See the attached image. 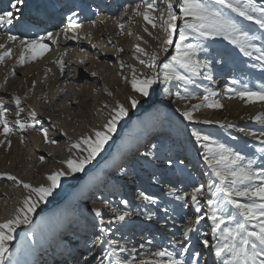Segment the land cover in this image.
<instances>
[{
  "label": "snow or ice",
  "instance_id": "obj_1",
  "mask_svg": "<svg viewBox=\"0 0 264 264\" xmlns=\"http://www.w3.org/2000/svg\"><path fill=\"white\" fill-rule=\"evenodd\" d=\"M22 6H26V0H7L6 6L0 8V27L8 28L9 31L17 24L21 27H30V21L22 22L21 20ZM156 7L155 0H144V10L141 11L140 5H137L135 12L145 21L144 32H147L149 36L152 35L149 25L152 29L161 28L163 30L165 35L160 49L168 53L169 49L173 48L174 54L170 56V59L161 61L160 52L149 53L139 43L136 44V53L142 55L134 54L135 59L150 71L144 72L135 64L125 65L121 62L120 75L130 86L125 100L121 102L117 99L104 123L90 129L86 135L73 139L68 137L66 131L59 129L70 142L68 152L72 153L75 149L82 155L69 156L67 159L58 161L60 165H66V168L60 167L49 171L45 175V182L38 185L26 182L12 173L0 172V179L11 180L27 190V194L22 197L13 214L0 221V264H18L13 258V253L9 251V244L14 239L16 229L20 225L32 223V214L41 203L46 202L53 195L56 189L60 188L62 177L72 176L74 173L85 170V166L90 164L103 150L104 145L112 139L117 124L129 115L130 109H135L141 104V98L155 95L157 88L161 86H163L164 95L172 96L173 93L168 87L170 82H182L185 86L195 85V78L201 76L202 71H204L205 80L215 83L211 74L213 61L217 64L224 63L221 57L226 54L221 52L213 54V50L208 46L210 42L218 37L222 38L229 45L234 46L243 57L254 61L250 67L264 70V0L260 2L257 0H177L176 8L173 7L171 0H167L166 18L163 12L154 15ZM232 12L247 21L254 22L259 34H251L245 30L242 21L231 16ZM76 17L75 11L67 17L68 29L72 32L83 27L75 19ZM178 21L182 22V26ZM92 23L95 24L96 21ZM121 30H123V25H121ZM46 35L52 37L53 34L47 32ZM64 35L66 39H77L76 35L69 36L67 31ZM190 38L192 42H189ZM7 40L12 43L19 41L22 48L19 54L21 64L27 59L35 60L42 56L49 47L45 43V36L38 33L34 38L26 36L23 39L20 36L8 35ZM92 47L95 48V45ZM0 49H3L0 51V62H3L11 55L12 48L0 43ZM202 53L205 57L211 56V59H201L200 54ZM142 56L148 59L145 60ZM158 61L161 62L159 67ZM56 62L63 75L65 69L63 57ZM80 63L83 64L84 61L81 60ZM125 67L129 69L130 75L124 74ZM13 74H15L14 71ZM91 75L96 76L97 73L92 72ZM238 83L240 81L237 79L231 80L233 85ZM105 91L109 96L113 95L107 88ZM229 91L248 104L257 101L264 102V84H261L258 90H253L245 84L243 90L232 87ZM184 92L186 94L182 95L180 91H176L174 95L179 100H188L190 94H188L187 87L184 88ZM216 95L217 93L211 88L206 89V94L200 104L194 105L192 110L182 112L184 119L196 120L194 110L200 107L222 108L224 105L219 100L213 99ZM14 101L18 109L16 124L19 129H37L39 125L38 131L42 133L44 143H58L56 139L50 138L49 129L43 127L41 121L37 119V112L34 108L28 113L31 123L19 118V114L24 111V108L20 107L21 97L15 96ZM8 111L4 101L0 100V126L3 128V135L8 146L11 147L12 142L8 136L13 132V127L9 125L6 116ZM48 119L50 120L51 117ZM252 119L264 123V113H259ZM197 123H217L221 127H235L234 124L225 125L220 121L212 120L197 121ZM240 131L245 130L241 128ZM246 135L259 143V147L251 157L213 139L211 135L204 134L201 130L192 128L191 136L203 147L202 163L199 164V168L202 176L206 178V183L197 179L190 192L183 194H178L177 188L168 189L167 194L173 196L176 201L182 202L183 208L194 206L196 214L194 219L186 218L180 232L182 238L173 235L168 241L171 247L155 245L152 238H145L138 245L129 248L127 245L120 244L116 239L107 238V246L102 247L99 254L94 253L91 248L97 244L105 245V240L101 236L110 237L113 232L111 225L124 222L126 218L133 215L132 210L122 211L111 207L109 201H104L111 208L112 215L105 220L104 210L100 207L91 209L94 218L99 221L101 236H95L92 240L88 255L84 258V264H92L93 261L96 264H201V262L203 264H264V131L259 133L249 131ZM151 147L155 149L157 145L152 144ZM143 155L153 157L156 153L149 151ZM39 159L43 162L45 157L41 155ZM165 163L169 167L188 168L184 160L174 161L171 157H168ZM119 171L124 173L127 169L120 167ZM139 198L152 204L158 203L155 197L143 191L139 192ZM99 199L103 200V197ZM120 203L126 209L130 208L128 200L122 199ZM168 211V208L163 209L165 214ZM155 215L154 212H147L146 218L152 220ZM206 218L210 224L205 225L206 231H199L201 249L196 250L190 234L198 231L197 226H201V222L206 221ZM167 225L168 221L162 224L163 227ZM205 250L207 255L204 254Z\"/></svg>",
  "mask_w": 264,
  "mask_h": 264
},
{
  "label": "bare ground",
  "instance_id": "obj_2",
  "mask_svg": "<svg viewBox=\"0 0 264 264\" xmlns=\"http://www.w3.org/2000/svg\"><path fill=\"white\" fill-rule=\"evenodd\" d=\"M45 1L46 0H32V2H28V6L31 4L33 10L35 11L33 13L28 10L21 9V20L22 22L30 21V27H21L20 24H17L14 27L10 26L11 31H9L8 28L0 27V43L5 44L6 47L12 48L11 55L6 57L3 62H0V96L7 97L10 96V94L14 95V93L17 92L19 94L18 96L21 97V101L23 100L24 102L22 94L25 93V90L31 85V83L35 81L37 76L42 75V80L39 81L38 85L36 86V91H34V97L36 98V101L37 99H40L39 97L41 95L44 94L40 102H36L37 105H34L31 102L26 104L25 102L27 100L22 103L23 105L25 104L24 107L26 106L28 113L30 109L34 108L36 110L37 119L41 121L43 127L49 129L50 138H54L58 141V143L56 144L44 143L42 133L38 131L39 125H37L36 130L20 129V132H22V136H27V138L31 142L29 143L28 141L30 145H27L26 147L28 148V150L30 149V158H32L31 162L24 165L23 167L21 164V167H19V169H14L12 167L11 169L9 166L7 167L0 163V172L12 173L20 179H23L26 182H31L34 185L44 183L45 175L49 171L60 167L66 168V165H60L58 161L67 159L69 158V156L78 157L82 155L80 151L75 149L72 153L68 152V147L70 144L68 137L76 139L81 135L88 134L90 132V129L101 126L106 120L111 107L115 104V101L119 99L121 102H123L129 92L127 91L129 89L127 87L121 89L115 95V99L113 100V102H111L112 104H109L108 100L110 96L107 94L105 89H102L104 97L102 99L99 98L97 100L96 106L100 109V111L103 112L104 118H94V108L92 107V104L90 105L89 102L91 100H94L93 98L96 96V92H98V90L100 89V85H108L110 87L111 84L116 85L118 83L117 80L114 81L111 77H109L110 75H108V73L114 69V66L116 64L113 60L115 57V53H117V55H120L122 52L120 49L124 48L125 42H127V40L129 39L126 38L124 34H122L121 25L123 22H125L124 20L126 18H129L127 11L125 12V9H131L133 7H129L130 5L124 4L123 0H105L104 4H102L103 13L101 15L97 14L96 18L92 20L94 16L89 11V3L85 0L84 3H82V1L75 0L77 1L75 2L74 0H71V4L69 5V7L68 5L62 3V0H48V2L50 1L48 3L50 7H38L39 5L41 6V2L43 4V2L45 3ZM58 3H62L64 9L65 7L69 8L68 11H70V9H73L72 12L75 11L77 13V17L75 19L78 20V22L81 23L83 27L79 28L76 32L70 31L68 29L69 21L67 17L71 14V12L68 13L65 20L63 21V19L60 18L61 12L63 10H61V12L59 11V9L63 8H59V6L57 7L55 5ZM75 3H78V5L76 6V8H73V5H75ZM122 3L125 6L123 5L124 7L122 6V8H119ZM67 4H69L68 0ZM5 6L6 4L3 5V7ZM23 7L27 6H22L21 8ZM47 13H51L54 15L58 14L59 19H57V21L53 24V22L47 20V18H44ZM92 21H96V23L93 24ZM140 26V29L142 30V32H144V20L141 21ZM148 27H150V25ZM66 31L68 32L69 36L76 35L77 39H66L64 35ZM47 32H51L53 34L52 37H47ZM37 33L45 36V43H47L49 47L42 56L37 57L35 60H33V62L36 61L38 58L42 59L47 54H49V58L47 59L50 60H43L42 63L38 65V67H35L31 70V73H27L26 75L24 74L22 78H16L17 76L14 77L15 75L13 74V71H17L16 64H19V54L22 51V48L19 45V41H16L15 43L9 42L7 40V36L16 35L20 36L21 39L25 38L26 36L28 38H34ZM118 33L121 37H118ZM144 33L146 35L147 32ZM145 35L141 33L137 34L134 39L130 41V54L127 56L129 64H135L137 68L141 69L144 72L146 67L140 65L139 62L135 59V55H142L136 53L135 46L138 43L141 46L144 45L145 38L140 39V37H145ZM101 36H103V38L99 40L98 37ZM83 37H87L90 42L87 43L85 40H83ZM109 37H111V40H109ZM103 39L104 41H102ZM96 44L99 45V51L96 52V54L94 53L92 56H90V51H93L95 49L92 47V45H95L96 47ZM0 51H3V49H0ZM60 57H63L65 61L64 71L68 70V74L64 73L62 75L60 72L59 64L56 62ZM200 58L202 59V57ZM81 60L84 61L83 64L80 63ZM26 61L29 62L31 61V59H27ZM25 63H20L18 70L21 67L25 68ZM119 69H121L120 63ZM44 72H47L49 76H52V78L50 80H46L47 75L44 74ZM92 72H96L97 75L92 76ZM212 73L217 74V80H219V82L227 80L225 78L227 77V69H225L224 65L217 64L215 63V61H213ZM11 82H13V84H11ZM229 88H232V86L227 85L226 88L223 89L225 95L220 97V102L223 103V105H227L229 107H236L237 105H242L243 103L241 102L243 100L236 97L233 92L229 91ZM76 90L79 91V95L73 94V92ZM167 97L168 98L165 99L166 104H171L172 98L170 96ZM0 100H3L5 102V100L2 98H0ZM43 100L47 102L49 106V110L47 113L39 112V109H43L41 107V101ZM69 104L71 106L70 108H68ZM178 104H180L179 108H181V110L178 112V115L181 118L184 128L187 130L191 129L192 124H197V121L220 120L217 118V116H213L214 118H209L207 116L203 118H198V115H194L196 120L187 121L182 116V112L185 111V106H183L180 100H178ZM14 105V100L13 103H10L8 105L9 111L6 113L8 120H12L13 118L11 117H15L14 119L18 118L17 107H15V111L11 113ZM105 105H107V107H105ZM173 105L175 106V103ZM58 106H65V108L57 109ZM254 107H256V105L252 106V108ZM48 117H51V119L49 120ZM31 122L32 121H30V123ZM119 124L120 122L117 124V128ZM17 127L19 128L18 125ZM59 129H63L64 131H66L68 133V137L64 136L63 132H60ZM228 129L237 131V135H239L244 140V142L249 139L254 140L252 137L246 135V130L244 132H241L240 128H238L237 125H235L234 128ZM2 133L3 128L2 126H0V135ZM23 138L17 134H13L12 136L10 135V138H8L12 142L11 147L8 146L7 141L0 145V151L3 154H5V151L8 150L4 157L5 162H11V160L13 159H15L16 161L19 160V166L20 162H25V160L22 161L23 157L25 156L24 153L21 151L23 145H25ZM119 138V134H115L114 132L112 134V139L104 145V148L100 152V154L90 164L85 166V170L83 172L74 173L72 176L68 177H62L60 188L56 189L53 195L50 196L46 202L41 203L40 206L36 209V211L32 214V223L29 225H20L16 229L14 233V239L9 244V251L13 253V258L18 262V264H43L49 257H54L52 260L50 259L51 264L60 263V259H62V262L64 263L68 259V256L60 257V261L55 259L56 254L61 253L58 249H63L64 245L68 240L71 245H74V238L78 239L77 234L79 233L77 230L84 228L83 226H81L80 223L78 227H69L70 229L66 231V233H68L66 235L62 233V236L61 234L59 236V234L56 233L58 234L57 239L60 240L62 244H57L59 246H55L54 244H52V246L48 248L49 250H46V252H41L40 250H38V246L34 242V236L29 235L25 238V242L23 241L27 227L33 225L35 221L45 223L48 225V227L50 226L51 228L54 222L56 223L57 220H59L60 218H64L65 216L67 217V215H70V219L74 218L72 219V222L74 223L76 222V220L77 222H82V217L90 219L93 217L92 219H94L100 229L99 221L94 218V213L91 212V209L94 207H100L102 210H104L105 214L109 211L107 215H105V220L110 218V216L112 215L111 208H109L107 204H101L95 201L91 204L90 207H88L89 203L86 202L87 198L84 196V182L85 178L90 176V174H93L99 183H102V181L106 179V166L104 164V160L105 157H107L109 153L114 152V150H121ZM171 142L172 147H174V142L172 141V139H169L168 135L163 132L160 133V136L156 137L155 140L152 139L150 143L157 145L155 149L152 148L153 152H156V149H161L160 146H162L163 144H166L167 146V144L169 145ZM196 144L198 145L197 142ZM143 147H145V145ZM143 147L141 149H143ZM141 149L138 153L142 154L134 153L131 157L129 156L131 155L133 150L128 151L129 149H125V151L119 152L121 157L124 156L125 158H127V151L128 157L131 158L132 161L128 163L125 162L120 165V167L126 168L127 171L121 173L119 170H116L117 172L113 175V177H118L120 175V179L122 178L123 184H125V186L123 187L124 191L128 193H131L130 191L132 190V185L133 187L137 186L141 187L142 189H146L148 187V184H146V187L145 184H143L142 179L140 181L139 177H137L134 173L136 172V174L138 175L141 172H146L141 171V168H143L141 167L143 163V153L146 152ZM149 149L147 150V152H149ZM173 150L175 149H172V155L175 156L174 153L176 151ZM41 155L45 157V160L43 162H41L39 159ZM19 157H21V159ZM159 158L163 159L161 157ZM160 159H157L152 162L153 165L158 167L161 171V175L157 174V176L159 177L154 178L152 182L153 186L149 187V189L153 192L152 195H154L156 199L161 200L162 197L160 195L163 192L164 194H167L169 188H177L178 194L190 192L192 187L191 183L188 180L185 181V183L181 181L183 180V178L177 177L175 168L167 167L165 161L163 163L159 162ZM158 162L159 166L157 164ZM165 170L169 172L170 177H161L162 174L165 173ZM147 173H154L153 170H151L150 166L148 172H146L145 174ZM165 179H170V181L167 183L171 184H167V187H165L163 184ZM7 184H11L13 185V187L11 189L12 192L10 194H5L7 199L5 207H2L0 205V221L9 218L15 211V208L19 205L22 197L27 194L26 189L6 178L0 179V191H3L4 193L7 192ZM167 196V198H169L167 206L159 207L158 205H156L153 211H151V209L149 208L150 212L156 213L155 217L152 220H148L146 216H144L145 210H148L147 207H144V212L138 210L131 217L126 218L124 222L114 223L113 225H111V227L113 228V232L110 234V237L101 236L100 231L97 230L96 234L94 232L93 235H90V238L96 235L101 236V238L105 241L107 240V238L116 239L120 242V244L127 245L129 248H131L133 245H138L145 238H152L154 240L155 245H164L171 247L170 245H168V241L172 238L173 235L182 238L180 237V232L182 230V228L180 227H182V225L185 223L186 217L193 218L194 216H191L192 213L188 210V208L185 209L182 207V202L176 201L173 196H170L168 194ZM74 206L76 207L75 212L72 210ZM111 207H114V205H111ZM164 208L169 209V215L163 212L162 209ZM73 214H75L74 217L71 216ZM164 221H168L167 227L162 226ZM202 224L203 222H201V225ZM202 228H204V230L207 229V227L205 226H202ZM198 231L196 233V239L198 238ZM198 248L200 250L201 246L198 245ZM97 250L98 248L94 249L93 252L99 254V251ZM65 255H67V253ZM205 255H207V252H205ZM78 260L80 261V259ZM55 261L57 262L55 263ZM80 262L84 264V260H81ZM79 263L75 262L74 264ZM92 264H96V262L93 261Z\"/></svg>",
  "mask_w": 264,
  "mask_h": 264
},
{
  "label": "rangeland",
  "instance_id": "obj_3",
  "mask_svg": "<svg viewBox=\"0 0 264 264\" xmlns=\"http://www.w3.org/2000/svg\"><path fill=\"white\" fill-rule=\"evenodd\" d=\"M77 1H82V3H84V0H77ZM77 1H75V2H77ZM85 1L88 2L90 5L89 11L94 16V18L92 20H94L96 18L97 14L101 15L103 13L102 12V9H103L102 4H104L105 0H85ZM28 2H32V0H30V1L26 0L27 6H28ZM257 2H260V0H257ZM48 3L49 2L45 1V3L43 2V4H42V2H41V6L39 5L38 7H41V8L44 6L46 8L50 7V5H48ZM123 3L126 5H130L129 7H133L131 9L130 8L127 9V14L129 16V18H126L124 20L125 22L122 23V25H123L122 34H124L125 37L129 38V39L127 40V42H125L124 48H123V51L121 52V54L117 55V53H115V57L113 60L116 64L114 66V69L111 72L107 71V72H109L108 73V75H110L109 77H111L114 81L117 80L118 83L116 85L111 84L110 87L108 85H102L103 87L100 85L101 90L99 89L98 92H96V96L93 98L94 100H91L89 102L90 105L92 104V107L94 108V114H95L94 118L95 119L104 118L103 112L100 111V109L96 106L97 100L99 98L102 99L104 97L102 89L107 88L109 91H111L113 93V95L110 96V98L108 100L109 104H112L111 102H113V100L115 99V95L121 89L127 87V88H129L127 91H130V86L128 84H126V82L123 80V78L120 75L121 69H119V63L121 64V62H124L125 65L129 64L127 56L130 54V52H129L130 41L133 40L137 34L141 33V34L145 35V33L142 32V30L140 29L142 26V25L140 26V24H141V21H143V18L141 16H138L135 12L137 5H140L141 11L144 10V0H123ZM123 3L121 4V6H119V8H122V6L124 5ZM155 3L157 5V7H156L157 9H156V12L154 13V15L163 12V13H165V18H166L167 0H155ZM171 3L173 4V7L176 8L177 0H171ZM77 5H78V3H75V5H73V8L74 7L76 8ZM35 8H36V4H35ZM21 9L28 10L31 13L35 12L33 9L32 10L26 9V7H23ZM68 9L66 10V7H65V9L64 8L59 9L60 12H61V10H63L61 12V17H60L61 19H63V21L65 20L68 13L72 12V10H73V9H70V11H68ZM65 11H67V12H65ZM63 14H64V16H63ZM231 16L233 18H236L239 21H242L245 30L249 31L251 34H259L257 32V26L254 24V22L247 21L244 18L239 17L238 14H236L234 12L231 13ZM102 23H103V21H102ZM157 23H159V21H157ZM178 23H180L182 26V22L178 21ZM57 26H59V25H57ZM149 28H150L149 30L152 32V35L149 36L148 33H146V35H145V37H143V39L145 38L144 41H147V43L144 42V45H142L141 47H144L149 53H151L152 51L160 52L161 61H165V60L170 59V56L172 54H174V49L170 48L168 53H164L160 49V44H161L162 39L164 38V35H165L163 30L161 28L152 29L151 26ZM118 37H121V36L119 35ZM98 38H99V40H101L103 38V36L98 37ZM83 40H85L87 43L90 42V40L87 39V37H83ZM102 41H104V39ZM189 42H192L191 38L189 39ZM208 46L213 50V54L215 52H221V53L226 54L225 56L221 57V59L224 60V63H222L220 65H224L225 69H227V73H226L227 77H225L227 80H223V81L219 82V80H217L218 79L217 74L211 73L213 76V81L215 83H213L211 81H207L204 79V71H202L201 76L195 78L196 79L195 85L185 86L182 84V82H178V81L170 82L168 87L170 88V90L173 93V95L170 96L172 98L171 104H166V102H165V99L168 97H167V95L163 94V91H162L163 86H161L160 88H157L155 95H153L149 98H143V99L141 98V104L135 109H130L129 115L124 117L120 121L118 128H116L115 134H117V133L119 134V137H120L119 143L121 146L120 147L121 150H119V151L114 150V152L109 153L107 155V157H105L104 164L106 166V174H105L106 179L103 180L102 183H99L93 174H90V176L85 178V182H84L85 194H84V196L87 198L86 202L89 203L88 207H90L91 204L95 201H97L98 203H101V204H103L104 201H109L111 203V205H114V207H117L122 211L123 210H132L133 214L138 210L143 211L144 207H147L148 210L147 211L145 210V212L143 211L144 216H146V213L150 212L149 208L151 209V211H153L154 207L156 205H158L159 207L160 206H162V207L167 206L168 202H169V198H167L168 196L166 193L164 194V192L160 195L162 197L161 200L157 199L158 203H156V204H152V203H149L147 201H143L142 199L139 198V192H141L143 190H144L143 192L147 193L148 195L155 197L154 195H152L153 192L149 189V187L153 186L152 182H153L154 178L159 177V176H157V174L161 175V171L159 170V168L156 167L155 165H153V163H152L155 160L160 159L159 157L163 158V159L159 160V162H161V163L166 161V159L168 157H171L174 161H176L178 159L184 160L187 165H191V166H189V168H186V169L182 168V167H174L177 177L183 178V180H181V181H183L184 183H185V181L188 180L191 183L192 187L195 186L197 179L206 183V178L203 177L202 174H199L201 172V170L199 168V164L202 163L201 154L203 152V147L200 144L197 145L194 137L191 136L192 128H196L197 130H201L204 134L211 135L213 137V139L219 140L220 142L225 143L228 146H230L236 150H239L243 154H246L250 157L253 155L256 148L259 147L258 141L249 139V140H246V142H244V140L239 135H237V131L229 130L226 126L221 127L220 124H217V123H213V124H202V123L196 124V123H194L191 125L190 130H187L184 128L182 121H181V118L178 115V112L181 110V108H179L180 104H178L179 99H177L174 95L176 91H180L182 95H185L186 93L184 92V88L185 87L188 88V94H190V98L188 100H180V101L182 102L183 106H185V110H192L194 105L201 103L203 96L206 94V89H208V88H211L213 91H215L217 93V95L215 97H213V99L219 100L221 96L225 95L223 92V89L226 88L227 85H231L232 87H235L238 90H243L244 85L247 84V86L249 88H251L253 90H258L260 85L264 84V70H260L258 68L250 67V65L252 63H254V61H252L250 58L243 57L241 54H239L238 50L235 49L234 46L229 45L227 41H224L222 38L218 37L214 41L210 42V44ZM96 47L93 51H90V53H89L90 56H92L94 53L96 54V52L99 51V45L98 44H96ZM56 49H57V47H56ZM200 57H202V59H204V58L211 59V56L205 57V55L203 53L200 54ZM43 58L42 59L38 58L34 62H33V60H31L29 62L26 61L25 68L21 67V68H19V70H18V67H19L20 63L16 64L17 71L15 72L14 77L17 76L16 78H22V76L24 74L26 75L27 73L28 74L31 73V70L34 69L35 67H38V65L41 64L43 60H47V61L50 60V59H47V58H49V54H47ZM143 59L147 60L148 57L143 56ZM160 64H161V62L158 61V67L160 66ZM147 71H150V70L146 68L145 72H147ZM123 72L125 75L130 74V71L127 67H125L123 69ZM64 73L68 74L69 71L65 70ZM32 74H33V72H32ZM44 74L47 75L46 80H50L52 78V76H49L47 72L46 73L44 72ZM36 76H37V74H36ZM42 77H43L42 75L37 76L35 81L33 83H31V85L25 90V93L22 94V98L24 99V102L27 100L25 102L26 104L31 102L32 104L37 105L36 102H38V101L40 102V100L44 96V94L41 95L39 97L40 99H37V101H36V98L34 97V91H36V86L38 85L39 81L42 80ZM232 79H237L240 81V83L233 85V84H231ZM10 81H12V80H10ZM11 84H13V82H11ZM73 94L79 95L80 93H79V91L76 90L73 92ZM18 95L19 94L17 92H15L14 95L10 94V96H7V97L0 96V98L5 100L4 105H5V107L8 108V105L10 103H13L14 97L18 96ZM22 102H23V100H22ZM23 103H21L20 107L24 108V111L19 114V118L24 119L30 123L31 119L28 115V111L26 109V106L24 107L25 104L23 105ZM174 103H175V106L173 105ZM241 103H243V104L237 105L236 107H229L227 105H224L222 108L200 107V108L194 110V115H198V118H203L205 116H207L209 118H214L213 116H217V118L220 119L219 121L221 123H223L225 125H227L229 123L237 125L238 128H240V129L243 128L247 132L255 131V132L259 133L261 131H264V123H261L259 121L252 119V117L256 116L257 114L264 113V102L257 101L255 103L248 104V103H245V101H242ZM253 105H256V107L252 108ZM15 107H16V105L13 106V110L11 111V113H13V111H15ZM41 107L43 109H41V110L39 109L40 113H43V112L47 113L48 112L49 106H48L47 102H45L44 100L41 101ZM70 107L71 106L69 104L68 108H70ZM64 108H65V106H58L57 107V109H64ZM11 118H13V119L9 120V123H10L9 125L11 127H13V132L10 135L12 136L13 134H17V135L21 136L22 138L24 137L23 139H24L25 145H23L24 149L22 148L21 151L24 153V156H25V157H23L22 161L25 160V162L24 161H23V163L20 162V166H19V160L16 161L15 159H13V160H11V162H8V163L5 162L4 157H5L6 152H8V150H7V151H5V154H3L0 151V161H1L0 163H2L3 165H5L7 167L9 166L10 168L12 167L14 169H19V167H21V164L23 167L24 165L31 162L32 158H30L31 157L30 149L28 150V148H26L27 145H30L29 143H31V142L27 138V136H24V135L22 136V132H20L21 130L17 127L16 119H14L15 117H11ZM35 130H33V131H35ZM163 132L168 135L169 139L170 138L172 139V141L174 142V144H173L174 147H172V142L169 145L167 144V146H166V144L162 145V146H160L161 149L155 150L156 151L155 156L149 157V159L145 160L142 163L141 167H143V168H141V171L148 172L149 166H150L151 170H153V172H154V173H150V174L149 173L145 174L146 172H144V173L141 172L138 175L135 174V175H137V177H139L140 181L142 179V182H143V184H145V186H146V184H148L147 185L148 187L146 186L147 187L146 189H144V188L142 189L141 187H137V186L133 187V185H132L131 186L132 190L130 191L131 193H128V192L124 191L123 187L125 186V184H123L122 178L120 179V175L118 177L114 176V177H117L116 180H111V176H113L112 173L117 172L116 170H117V168L120 167V165L123 164L122 162H128V160L121 161V159H120L121 156H120L119 152L125 151V149H129L128 151L133 150V152L129 156V157H131L134 153L137 154L139 152V150L143 147V146L142 147L140 146L138 148L139 145L150 142L152 139L159 137L160 133H163ZM27 133H28V131H27ZM10 135L8 136V138H10ZM145 139H147V140H145ZM28 141H29V143H28ZM0 142H2V143H0V145H2L3 143L6 142V139H5V136L3 135V133L0 135ZM134 148L137 150H134ZM173 148L175 149L173 151H176L174 153L175 156L172 155V149ZM19 158L21 159V157H19ZM122 159H124V158H122ZM194 161L196 162L197 165L193 164ZM159 162L157 163L158 166H159ZM166 166L169 167L168 165H166ZM192 166H195L194 170H193ZM190 170H192V172ZM161 177H163V178L164 177H166V178L170 177L169 172L167 170H165V173L162 174ZM165 180H167L168 182L170 181V179H165ZM12 187H13V185L7 184L6 189H7L8 193L7 192L4 193L3 191H0V205L2 207L3 206L5 207V203L7 202L6 195L10 194L12 192L11 191ZM117 190H119V191H117ZM100 197H103V200L99 199ZM122 199H126L129 201V205H130L129 209H126L123 205H121L120 201ZM75 209H76V207L74 206L72 210L75 212ZM188 210L192 213L191 216L195 217L196 214L194 213V206L190 205L188 207ZM107 213L105 215H107ZM169 214H170V212L168 211L167 215H169ZM71 216L74 217L75 214H73ZM194 217H193V219H194ZM82 218H81L82 221H84L86 219V217H82ZM186 218H188V217H186ZM72 219H74V218H72ZM72 219H70V215H67V217L65 216L63 219H59V220L56 219L57 220L56 223L54 222L53 226L51 228H50V226L48 227V225L45 223H40V222L35 221L33 223V225L27 227V230L25 232L26 234H24V240L23 241L25 242V238L28 237L29 235H32V236H34V242L37 244L38 250H40L41 252H46V250H49L48 248H50V246H52V244H54L55 246L57 244H59V245L62 244V242L57 239L58 234H56V233H58L59 230H62L63 234L66 235V234H68V233H66V231L68 229H70L69 227H71V226L73 227V225L76 226L77 224H79V222H77V220L75 223L72 222ZM68 221H69V223L70 222H72V223L69 224ZM92 224L93 225L89 226L91 229H93V227H96L94 225V223H92ZM206 224H210V221H207V218H206V221H203V224L201 226H197V228H199L198 230L199 231H206L207 229L204 230V228H202V226H205ZM96 225H97V223H96ZM81 226H83V225L81 224ZM85 228L86 229H81L80 231H88V232L91 231L90 228H87V227H85ZM180 228H182V227H180ZM199 231H198V238H197L198 240L196 239L197 231H195L193 234H190L192 244L195 245L196 250H199L198 245L201 246V244L199 242ZM94 232L96 234L97 231L93 230V233ZM78 233L79 234H77V236L79 237V239L85 240L83 242V244H81V247L83 250L80 253L81 258H79L81 261V260H84V258L88 255V250L91 246L92 241H89V243H87L88 240H86V238H84L83 235L80 234V232H78ZM61 236H62V234H61ZM95 236H93V238ZM63 237H64V235H63ZM79 239H77V241ZM61 240H63V239H61ZM194 240H196V241H194ZM74 243H75V241H74ZM59 245H57V246H59ZM106 246L107 245H106V241H105L104 246L97 244L96 247L91 248V250L93 251L94 249L98 248L97 251H99V253H100L102 251V247H106ZM205 252H206V250H205ZM205 252H204V254H205ZM68 254H69V252H68ZM60 256L62 257V255H59L58 257L55 256V259L59 260ZM49 258H51V257H49ZM49 258H47L46 262L43 264H51L52 259L50 260ZM89 259H91V258H89ZM60 260H59L60 263H58V264H66V261L63 263L62 262L63 260L62 259H60ZM80 261L78 260L77 263H79ZM56 262L57 261H55V263ZM70 262L71 261H67V264H71ZM79 264H82V262H80ZM202 264H203V262H202Z\"/></svg>",
  "mask_w": 264,
  "mask_h": 264
}]
</instances>
